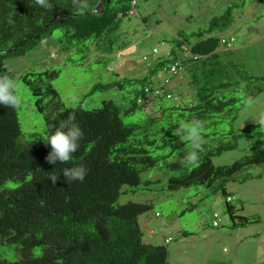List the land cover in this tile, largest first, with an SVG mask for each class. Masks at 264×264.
<instances>
[{"label":"trees","instance_id":"trees-1","mask_svg":"<svg viewBox=\"0 0 264 264\" xmlns=\"http://www.w3.org/2000/svg\"><path fill=\"white\" fill-rule=\"evenodd\" d=\"M136 1L87 0V8H76L73 0H0V74L16 77L6 60L24 55L56 29L68 44L66 50L93 41L103 53L112 45L101 39L120 30L123 19L135 10ZM230 17L228 11L214 19L207 31L195 34L198 38L192 44L180 37L167 57L156 61L141 79L125 78L100 85L102 90L132 86L127 105L103 100L100 107L90 110L80 104L65 107L50 83L58 70L29 71L19 77L43 115L45 137L22 143L16 108L0 105V264H169L165 245L143 241L138 217L149 211L151 204L119 202V198L128 194L125 187L137 189L162 183L159 179L142 182L141 174L166 157L155 155L164 147L169 149L167 156H174L176 150L191 144L190 140H181L184 136L176 135L186 122L200 121L201 130L220 127L222 119L215 120L216 116H223L235 101L221 93L231 83L211 82L219 75L216 65L224 66L219 59V45L226 42L205 35L218 21ZM184 44L190 58L180 62L175 51ZM176 62L188 77L191 96L185 106L172 101L171 89L164 84L151 86L158 70H170ZM177 74L170 76L168 85ZM160 88L167 91L152 99L150 93ZM148 105L150 112L146 113ZM153 111H158L159 117L151 114ZM71 122L78 123L83 131L80 146L73 159L50 164L46 160L51 150L45 141L47 134L52 126ZM262 127L250 123L230 135L237 141ZM200 134L204 139L225 136L215 131ZM233 147L227 143L209 149L201 143L198 159L183 166L177 164L179 175L168 176L161 190L212 188L219 181L213 192L224 198V213L230 221L227 227L234 230L259 224V216L238 213L226 185L243 169L264 164V146L229 165L214 166L212 157ZM81 163L88 169L84 180L67 183L63 170ZM52 176H57L55 182Z\"/></svg>","mask_w":264,"mask_h":264},{"label":"rangeland","instance_id":"rangeland-1","mask_svg":"<svg viewBox=\"0 0 264 264\" xmlns=\"http://www.w3.org/2000/svg\"><path fill=\"white\" fill-rule=\"evenodd\" d=\"M228 11L230 19L218 21L205 36L226 42L219 45V59L224 66L216 65L219 75L211 82L231 83L221 93L235 101L223 116H216L215 120L222 119L218 129L200 130L202 134L215 131L225 136L202 138L201 143L209 149L227 143L234 145L212 157L216 167L254 154L264 146V127L237 141L230 132L250 123L257 124L264 118V0H137L135 10L123 19L120 30L101 39L102 43L112 45L103 53L93 41L66 50L68 44L60 39L61 31L54 30L24 55L6 60V66L17 73L14 78L21 102L15 108L20 141L26 143L45 137L43 115L35 108L32 95L19 78L23 73L58 70L50 83L65 107L80 104L90 110L100 107L103 100L127 105L132 97L128 94L132 86L126 85L124 90L117 87L102 90L100 85L125 78L141 79L156 61L167 57L180 37L192 44L198 38L195 34L207 31L214 19L222 18ZM175 52L180 62L190 58L185 44ZM170 76L166 70H158L151 78V86L163 84ZM185 77L186 71L182 69L171 78L169 85L182 106L188 104L190 97ZM151 114L159 117L158 111ZM181 140L189 139L184 136ZM191 150L192 143L176 150V155L167 156L169 149L164 147L155 155L166 157L154 169L141 174L142 182L159 179L162 183L141 185L137 189L125 187L128 194L120 196L119 202L151 204L150 210L138 217L143 241L165 245L169 264H264V164L243 169L226 185L238 213L259 216L261 222L234 230L213 228L211 206L214 202L218 205L221 223L229 220L224 213L223 196L213 192L219 181L212 188L192 186L174 192L161 190L168 176L179 175L177 164L187 165L184 157ZM183 232L189 236L185 237ZM164 239L170 240L164 244Z\"/></svg>","mask_w":264,"mask_h":264},{"label":"clouds","instance_id":"clouds-1","mask_svg":"<svg viewBox=\"0 0 264 264\" xmlns=\"http://www.w3.org/2000/svg\"><path fill=\"white\" fill-rule=\"evenodd\" d=\"M38 2L45 3V0H38ZM73 3H74V7L76 8L88 7L87 0H73ZM17 88L18 85L15 78L7 74H0V105L7 107L18 106L21 102V98L17 94ZM258 123L259 125L264 126V118L258 120ZM201 127L202 125L200 121L193 120L191 122H186L181 128L176 130V135L185 136L192 143V150L189 151L184 157L186 162L191 163L198 159L199 150L201 148V140H202L200 134ZM82 137H83V131L78 123L71 122L67 124H62L60 126H52V130L47 134L45 140L46 143L50 145L51 148L50 152L46 156V160L50 164L55 165L57 162L63 163L73 159V154L79 148ZM87 172L88 169L83 163H81L70 168H65L62 174L66 178L67 183L70 181L82 182L85 176L87 175ZM56 178L57 176L50 177V179L53 182H55ZM213 204L216 203L214 202ZM214 211H217V208L214 209ZM217 212L219 213V211ZM212 223H213V218L211 221V226H213ZM227 226H230V221L228 220L222 224L220 221V213H219V226L217 227H227Z\"/></svg>","mask_w":264,"mask_h":264},{"label":"built area","instance_id":"built-area-1","mask_svg":"<svg viewBox=\"0 0 264 264\" xmlns=\"http://www.w3.org/2000/svg\"><path fill=\"white\" fill-rule=\"evenodd\" d=\"M179 66H180V63L179 62H176L174 64H172L170 66V70L169 73L170 74H177L178 71H179ZM165 91H167V89H155L153 93H150V96H155V97H159V96H162L163 94H165ZM168 99H170V96L168 95L167 96ZM172 99V98H171ZM146 113H149L150 112V106L148 105V108L145 110ZM230 198L227 197L226 201H229ZM263 200H264V196H263ZM213 208L216 209L217 208V205L216 204H213ZM212 218H213V226L214 227H217L219 226V213L217 211H214L213 214H212ZM170 239H167L165 240V243H168Z\"/></svg>","mask_w":264,"mask_h":264},{"label":"bare ground","instance_id":"bare-ground-1","mask_svg":"<svg viewBox=\"0 0 264 264\" xmlns=\"http://www.w3.org/2000/svg\"><path fill=\"white\" fill-rule=\"evenodd\" d=\"M167 72L169 73V71L167 70ZM170 74V73H169ZM170 75H173V74H170ZM168 83L169 82H167V80L165 81V82H163V84H164V86H166L168 89H170L169 88V85H168ZM153 97H155L154 95L152 96V99H153ZM172 101H174V102H179V100L176 98V97H174L173 99H172ZM214 228H217V227H214ZM167 240V239H166ZM164 244H167V243H165V240H164Z\"/></svg>","mask_w":264,"mask_h":264},{"label":"crops","instance_id":"crops-1","mask_svg":"<svg viewBox=\"0 0 264 264\" xmlns=\"http://www.w3.org/2000/svg\"><path fill=\"white\" fill-rule=\"evenodd\" d=\"M186 79V86H187V89H188V91H189V96H191V93H190V89H189V87H188V77H185ZM189 101V100H188ZM213 227V226H212ZM214 228V227H213ZM217 228H219V227H217ZM151 233V232H150ZM184 233V232H183ZM151 236L153 235V233L152 234H150ZM184 236L185 237H187V235L186 234H184Z\"/></svg>","mask_w":264,"mask_h":264},{"label":"water","instance_id":"water-1","mask_svg":"<svg viewBox=\"0 0 264 264\" xmlns=\"http://www.w3.org/2000/svg\"><path fill=\"white\" fill-rule=\"evenodd\" d=\"M102 2L99 3L98 7L101 6Z\"/></svg>","mask_w":264,"mask_h":264}]
</instances>
